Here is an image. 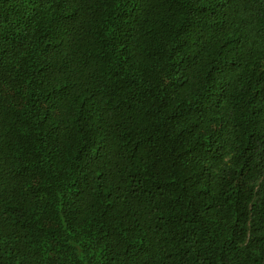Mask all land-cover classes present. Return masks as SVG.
Wrapping results in <instances>:
<instances>
[{
	"label": "trees",
	"instance_id": "obj_1",
	"mask_svg": "<svg viewBox=\"0 0 264 264\" xmlns=\"http://www.w3.org/2000/svg\"><path fill=\"white\" fill-rule=\"evenodd\" d=\"M0 264H264V0H0Z\"/></svg>",
	"mask_w": 264,
	"mask_h": 264
}]
</instances>
